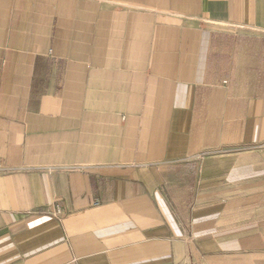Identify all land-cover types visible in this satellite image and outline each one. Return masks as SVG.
I'll use <instances>...</instances> for the list:
<instances>
[{"label":"crops","instance_id":"crops-1","mask_svg":"<svg viewBox=\"0 0 264 264\" xmlns=\"http://www.w3.org/2000/svg\"><path fill=\"white\" fill-rule=\"evenodd\" d=\"M263 144L264 0H0V264H240Z\"/></svg>","mask_w":264,"mask_h":264},{"label":"rangeland","instance_id":"rangeland-1","mask_svg":"<svg viewBox=\"0 0 264 264\" xmlns=\"http://www.w3.org/2000/svg\"><path fill=\"white\" fill-rule=\"evenodd\" d=\"M258 149L264 152V144L259 146ZM215 154L217 152L211 153V155ZM243 176L246 180L264 181V153H253V155L245 157ZM261 197H264V195ZM260 200V204L256 208V211L259 213L257 218L253 222L243 226L244 233L252 234L250 237L246 236V241L250 242L249 245L259 246L258 251L254 253L245 252L243 256L237 253L229 254L231 261H239L240 264H264V198Z\"/></svg>","mask_w":264,"mask_h":264},{"label":"built area","instance_id":"built-area-1","mask_svg":"<svg viewBox=\"0 0 264 264\" xmlns=\"http://www.w3.org/2000/svg\"><path fill=\"white\" fill-rule=\"evenodd\" d=\"M94 206L95 207H98V206H100V204L98 203V202H96L95 204H94ZM61 213V211L59 210L58 212H57V214H60Z\"/></svg>","mask_w":264,"mask_h":264}]
</instances>
